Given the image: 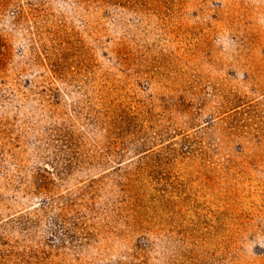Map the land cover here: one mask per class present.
Instances as JSON below:
<instances>
[{"label": "rangeland", "instance_id": "1", "mask_svg": "<svg viewBox=\"0 0 264 264\" xmlns=\"http://www.w3.org/2000/svg\"><path fill=\"white\" fill-rule=\"evenodd\" d=\"M0 264H264V0H0Z\"/></svg>", "mask_w": 264, "mask_h": 264}]
</instances>
